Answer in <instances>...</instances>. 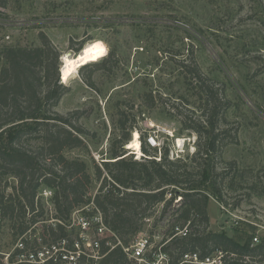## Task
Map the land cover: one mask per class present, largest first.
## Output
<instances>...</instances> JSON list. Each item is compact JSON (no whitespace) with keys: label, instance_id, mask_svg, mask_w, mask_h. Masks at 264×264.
<instances>
[{"label":"rangeland","instance_id":"rangeland-1","mask_svg":"<svg viewBox=\"0 0 264 264\" xmlns=\"http://www.w3.org/2000/svg\"><path fill=\"white\" fill-rule=\"evenodd\" d=\"M0 1L6 3L0 6V49L40 46V32H44L59 50L61 65L65 52L77 53L71 48L72 40L75 47L93 40L103 46L104 55L87 65L110 57L109 69L91 72V67L80 68L65 80L60 72L61 82L64 80L70 91L55 110L70 114L75 124L90 131L84 136L85 147L64 150L66 157L83 160L93 177L88 193L91 202L84 206H92L101 184L95 163L107 171L103 161L113 160L111 148L122 135L123 124L131 136L125 147L134 159L144 155L143 134H157L161 146H167L174 158L196 151V134L183 129L181 122L182 117L197 118L200 113L197 94L182 73L186 63L198 66L230 104L223 125L231 129L229 139L234 138V142L223 146L222 161L217 166L219 172L229 174L219 178L218 184L206 180L202 186L209 195V229L239 238L240 243L250 237L254 247L264 242V0ZM90 73L92 87L84 81ZM7 181L6 192L12 193L17 179L10 176ZM5 183L6 179L0 182V189ZM53 193L46 186L38 190L47 220L26 235L32 240L29 248L60 241L50 235L43 243L37 238L43 233V225L56 229L59 222ZM179 199L165 214L164 203L159 204L143 220L136 239H151L154 249L163 246L172 225L182 224L177 219L182 211ZM9 221L0 217V255L5 262L13 257L14 264H25L26 257L12 253L21 249V242L23 253L29 252L26 238L22 240ZM64 222L68 239L84 244L81 228L73 224L71 216ZM86 234L90 240L96 237L94 228ZM255 237L259 240L254 241ZM34 239L38 241L33 243ZM83 246L89 251L86 244ZM213 255L215 264H227L218 252ZM82 262L90 263L88 259ZM255 264H264V260Z\"/></svg>","mask_w":264,"mask_h":264},{"label":"trees","instance_id":"trees-1","mask_svg":"<svg viewBox=\"0 0 264 264\" xmlns=\"http://www.w3.org/2000/svg\"><path fill=\"white\" fill-rule=\"evenodd\" d=\"M5 5L0 1V6ZM40 40L37 47L0 49V182L6 179L0 189V217L10 220V227L16 229L22 240L39 222L47 220L43 218L44 205L37 198L41 186L54 191L52 201L58 221L64 222L74 209L91 202L88 193L93 177L87 164L64 154L65 149L85 147L84 136L90 131L75 124L70 114L55 110L70 87L60 80L59 50L46 33L40 32ZM71 48L76 52L82 49L81 45L75 47L73 40ZM109 60L107 57L81 68L91 67V72L109 69ZM182 73L199 99L198 117L181 120L183 129L196 134L197 149L191 156L174 158L167 146L152 147L148 135L143 134L140 138L144 155L134 159L125 147L131 136L123 124L122 135L111 148L113 160L103 161L107 171L95 163L101 184L92 201L116 235L111 238L113 248L103 243L104 257L99 264H129L123 246L136 240L143 229V220L159 204L164 203L165 214L179 197L182 211L177 219L182 221L181 227L189 224V232L180 235L177 224H173L172 231L163 239V248L172 257L171 264H179L187 252L198 251L206 256L216 250L224 253L227 264H255L264 260V242L254 247L250 237L240 243L239 238L209 229V195L202 186L206 180L218 184L219 178L229 174L219 172L217 166L222 161L223 146L227 141L234 142V138L229 139L231 129L223 125L230 104L198 66L184 63ZM84 81L94 86L91 73ZM10 176L17 179V185L12 193H7ZM56 225V229L51 224L43 225L38 240L47 242V235L52 240L68 238L65 226L61 222ZM31 242L26 238L27 247ZM72 244L69 241V249L73 248ZM18 252L17 248L12 255ZM13 259L8 264H14ZM80 260L85 263L87 258L82 255ZM0 264H6L3 255Z\"/></svg>","mask_w":264,"mask_h":264},{"label":"built area","instance_id":"built-area-1","mask_svg":"<svg viewBox=\"0 0 264 264\" xmlns=\"http://www.w3.org/2000/svg\"><path fill=\"white\" fill-rule=\"evenodd\" d=\"M165 130L172 134L171 131L167 129ZM158 131L160 130L158 129ZM147 141L152 147L161 146V141H159L157 134H148ZM48 193L52 195V191H48ZM86 210L90 211V213L86 214ZM70 216L73 220V224H76L81 228L83 234L82 236L85 238L84 244L88 246L89 251L84 249V244L80 240L73 241V248L69 249L68 243L70 240H68V238H64L60 239L58 243H52L47 247H35L33 249L28 248V253H23L24 242H21V249H19L18 252V254H20L19 256L26 257L24 261L31 264H80V258L84 255L89 260V264H99L101 259L104 257V254L102 253L103 243L113 248L114 245L111 242V238L116 236L115 233L106 225L101 210L93 201L91 207H78L73 210ZM59 222L66 227L68 226L65 222ZM70 227H73V225L71 224ZM93 228L96 237L90 240L88 236L89 234L86 233ZM176 231L183 236L187 235L189 232L187 226L181 227L180 225H177ZM258 240V237H255L254 241ZM118 243L121 244V241L118 240ZM163 246L161 244L159 249H154L151 239L140 238L136 239L130 246H123V249L128 256L129 264H171L172 257L164 250ZM215 252L221 254L222 256L220 259H222L224 253L220 250ZM213 254L201 256V253L198 251L187 252L183 254L179 264H215L217 260ZM21 261L23 260L21 259ZM221 262L222 260H220V263ZM6 264H8V261Z\"/></svg>","mask_w":264,"mask_h":264},{"label":"bare ground","instance_id":"bare-ground-1","mask_svg":"<svg viewBox=\"0 0 264 264\" xmlns=\"http://www.w3.org/2000/svg\"><path fill=\"white\" fill-rule=\"evenodd\" d=\"M103 55L104 48L96 40L86 43L83 49L75 54H73L72 52H65L61 58L62 78L64 80L67 78H71L75 73H77L81 66L85 65L86 63L92 60L100 59V57H102ZM179 141L181 142L182 139L179 138Z\"/></svg>","mask_w":264,"mask_h":264},{"label":"water","instance_id":"water-1","mask_svg":"<svg viewBox=\"0 0 264 264\" xmlns=\"http://www.w3.org/2000/svg\"><path fill=\"white\" fill-rule=\"evenodd\" d=\"M83 47H84V46H83ZM83 47H82V49H83ZM82 49H81V50H82ZM81 50H80V51H81ZM61 58H62V57H61ZM60 72H61V69H60Z\"/></svg>","mask_w":264,"mask_h":264},{"label":"crops","instance_id":"crops-1","mask_svg":"<svg viewBox=\"0 0 264 264\" xmlns=\"http://www.w3.org/2000/svg\"><path fill=\"white\" fill-rule=\"evenodd\" d=\"M68 79H70V78H68ZM63 82H64V80H62Z\"/></svg>","mask_w":264,"mask_h":264},{"label":"clouds","instance_id":"clouds-1","mask_svg":"<svg viewBox=\"0 0 264 264\" xmlns=\"http://www.w3.org/2000/svg\"><path fill=\"white\" fill-rule=\"evenodd\" d=\"M141 149H142V146H141Z\"/></svg>","mask_w":264,"mask_h":264}]
</instances>
